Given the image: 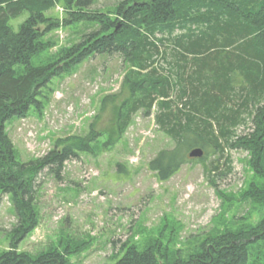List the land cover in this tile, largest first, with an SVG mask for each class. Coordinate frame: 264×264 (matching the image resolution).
<instances>
[{
	"label": "trees",
	"instance_id": "trees-1",
	"mask_svg": "<svg viewBox=\"0 0 264 264\" xmlns=\"http://www.w3.org/2000/svg\"><path fill=\"white\" fill-rule=\"evenodd\" d=\"M57 1L0 0V191L10 196L18 218L0 264H70L59 251L32 256L19 243L38 225L39 176L47 171L61 177L68 160L91 148L82 141L58 142L46 155L22 162L7 122L43 108L40 97L52 78L95 54L121 55L129 63L117 107L120 133L139 111L150 115L157 105L156 121L175 142L148 163L160 181L177 174L194 148L204 150V159L226 148L243 149L256 181L247 184L241 199L264 212V0H125L116 18L89 11L95 0H63L68 13L54 21L46 11ZM23 12L29 15L15 31L8 19ZM81 21L99 27L55 62L32 64L48 32ZM248 122L250 131L238 134ZM220 168L221 163L210 169L215 185ZM263 239L264 218L259 225L206 238L187 260L161 262L153 247L139 251L125 245L114 264H254L249 246Z\"/></svg>",
	"mask_w": 264,
	"mask_h": 264
},
{
	"label": "rangeland",
	"instance_id": "rangeland-1",
	"mask_svg": "<svg viewBox=\"0 0 264 264\" xmlns=\"http://www.w3.org/2000/svg\"><path fill=\"white\" fill-rule=\"evenodd\" d=\"M123 1L95 0L88 9L116 18ZM67 13L63 0L46 11L54 21H62ZM28 15L10 17L8 25L18 31ZM98 27L83 21L60 25L43 37V51L32 64L55 62ZM128 69L121 55H92L52 78L40 97L43 108L32 107L25 117L7 122L22 162L46 155L58 142L82 141L91 148L68 160L61 177L47 171L39 176L38 225L20 241V251L32 256L59 251L70 264H114L123 254L122 246L128 245L139 251L153 247L161 262L187 260L206 238L263 220V208L241 199L247 184L256 181L243 149L190 158L167 181L149 169V161L175 142L160 129L156 104L150 115L139 111L126 131L119 132L117 107ZM250 126L240 125L237 133L249 132ZM219 163L215 185L210 169ZM17 221L10 196L0 191V254L10 248ZM249 250L254 264L264 261V239Z\"/></svg>",
	"mask_w": 264,
	"mask_h": 264
},
{
	"label": "water",
	"instance_id": "water-1",
	"mask_svg": "<svg viewBox=\"0 0 264 264\" xmlns=\"http://www.w3.org/2000/svg\"><path fill=\"white\" fill-rule=\"evenodd\" d=\"M204 154H205L204 150L200 147H197V148L192 149L189 152L188 156L190 158H201L204 156Z\"/></svg>",
	"mask_w": 264,
	"mask_h": 264
}]
</instances>
